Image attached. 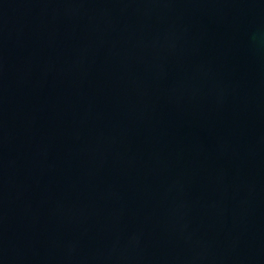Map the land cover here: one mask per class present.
Instances as JSON below:
<instances>
[{
    "label": "water",
    "instance_id": "obj_1",
    "mask_svg": "<svg viewBox=\"0 0 264 264\" xmlns=\"http://www.w3.org/2000/svg\"><path fill=\"white\" fill-rule=\"evenodd\" d=\"M0 264H264V0H0Z\"/></svg>",
    "mask_w": 264,
    "mask_h": 264
}]
</instances>
